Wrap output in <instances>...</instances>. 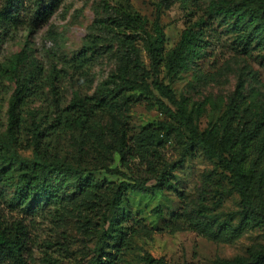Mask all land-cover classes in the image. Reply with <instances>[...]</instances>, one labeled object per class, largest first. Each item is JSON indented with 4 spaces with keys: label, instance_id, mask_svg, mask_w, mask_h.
I'll return each instance as SVG.
<instances>
[{
    "label": "rangeland",
    "instance_id": "1",
    "mask_svg": "<svg viewBox=\"0 0 264 264\" xmlns=\"http://www.w3.org/2000/svg\"><path fill=\"white\" fill-rule=\"evenodd\" d=\"M210 1L176 0L169 8L161 9L160 24L166 33L167 50L176 44L186 26L201 17L207 25L204 54L173 82L168 77L165 82L178 99L182 96L188 99L189 110L202 103L203 112L197 120L200 131L212 123L220 124L223 129V121L228 119L236 130L253 131L261 139L264 136V41L258 34L244 48L246 39L235 26V18L212 14ZM126 2L150 22L154 21L158 0H64L49 21L32 30L28 20L38 0H22V22L0 28V166L8 171L0 181L4 193L2 209L10 221L21 219L29 229L27 264H90L101 247L115 255V264H159V261L216 264L221 258L250 259L264 250V224L238 238L215 235L218 226L215 220L238 224L241 196L233 190L230 175L218 166V160L207 158L199 149L188 152L185 140L175 134L158 147L162 162L175 166L174 170L169 169L175 188L157 189L154 193L128 190L120 208L108 211V217L114 211L119 214L124 209L130 211L123 223V242L111 238L101 242L102 213L107 205L103 202L102 209L91 205V190L80 191L57 183L55 198L30 214L22 205L12 202L20 182L19 174L25 170L20 160L38 159L32 146L33 123L43 129L54 120L58 101L62 104L64 100L66 105L77 93L92 95L115 69L116 55L106 50L92 60L85 68V77L79 80L71 68V57L83 47L90 33L100 36L102 41L105 39L101 30L90 29L95 18L105 14L104 5L117 7ZM5 3L6 0H0V15ZM256 5L263 14L264 0H257ZM25 49L43 67L44 80H50L54 69L59 71L58 95L51 90L50 81L40 96L30 98L20 109L21 120L11 137L7 133L8 111L16 87L12 63ZM142 59L150 68L144 50ZM241 81L243 86L239 88ZM158 98L160 95L155 92L149 99L138 97L133 104L113 101L97 114L98 124L85 131L71 130L48 137L45 159L85 169L83 180L90 179L99 187L100 195L105 196L103 200H107L112 194L109 186L127 180L106 171L107 167L121 166L112 127L123 124L135 142L141 141L146 126L158 127L161 122L171 120L168 108L161 107ZM163 100L169 108L176 109ZM163 163L161 170L165 168ZM147 166L148 161L137 157L131 169L124 170L129 176L144 179L148 177ZM191 225L193 230L189 228Z\"/></svg>",
    "mask_w": 264,
    "mask_h": 264
},
{
    "label": "trees",
    "instance_id": "2",
    "mask_svg": "<svg viewBox=\"0 0 264 264\" xmlns=\"http://www.w3.org/2000/svg\"><path fill=\"white\" fill-rule=\"evenodd\" d=\"M63 1L38 0L28 20L32 30L49 21ZM175 1L158 0V11L153 22L134 9L129 2L120 3L117 7L108 3L104 5L105 14L98 15L90 29L94 32L95 29L101 30L105 39L102 41L100 36L90 33L83 47L71 57V68L76 71L80 80L85 77V68L92 60L110 50L116 55L115 69L92 95L77 93L66 105L64 100L62 104L58 101L54 120L43 129L36 122L33 123L35 131L32 146L38 159L30 162L20 160L19 163L25 170L19 174L20 182L12 200L15 204L22 205L26 213L37 212L42 205L49 204L55 198L57 183L67 184L80 191L91 190V205L98 209H102L103 202L107 205L102 213L104 230L101 242L108 238L123 242V223L127 221L130 211L124 209L121 214L114 211L111 217H108V211L120 208L128 190L154 193L157 189L175 188L169 170H174L175 166L163 163L158 153V147L175 134L185 140L188 152L199 149L207 158L218 160V166L229 173L233 190L241 196L242 209L238 213V224L233 226L226 220L214 219L218 225L215 235L222 236L220 238H238L245 231L264 224V136L259 139L253 131L244 128L236 130L228 119L223 121V129L220 124L212 123L200 131L197 120L203 112L202 103L195 110H189L188 99L184 96L178 99L170 84L165 82L166 77L173 82L191 69L205 52L204 35L207 25L203 17L186 26L176 44L171 49H166V33L160 24L161 9L169 8ZM256 3L257 0H211L209 9L212 14L235 18V26L239 28L242 38L246 39V48L247 44L255 41L258 34L259 39L264 41V13H260ZM22 10V0H6L0 15V28L21 23ZM107 42H110L109 45ZM143 50L150 59V68L146 67L142 59ZM1 73L0 67V75ZM12 73L16 87L8 111L7 133L11 137L21 120L20 109L28 100L40 96L42 89L50 81L51 90L58 95L56 84L60 82V74L56 69L51 72L49 81L44 80L43 67L26 49L15 56ZM242 83L241 81L239 88L243 86ZM155 92L160 95L159 105L168 108L171 120L161 122L158 127L146 126L138 143L129 136L128 128L123 124L112 127L115 150L121 166L114 169L107 167L106 171L124 176L127 180L109 186L112 194L107 200H103L105 196L100 195L99 187L90 179L83 180L85 169L73 168L54 160L47 161L48 157L45 159L48 137L71 130L85 131L98 124L97 114L108 108L113 101L119 100L121 105L133 104L138 97L149 99L150 96H155ZM163 98L176 109L169 108ZM262 118L264 121V116ZM137 157L148 161V177L144 179L129 176L124 170H130L131 163ZM162 163L165 168L161 170ZM7 172V167L0 166V181L4 180ZM3 200L4 193L0 190V264H27L29 229L21 219L10 221L7 218L2 209ZM189 228L194 229L192 225ZM115 261V255L101 247L90 264H115ZM159 264L168 263L159 261ZM216 264H264V250L258 251L250 259L243 256L221 258Z\"/></svg>",
    "mask_w": 264,
    "mask_h": 264
}]
</instances>
